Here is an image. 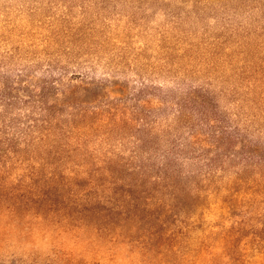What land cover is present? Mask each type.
<instances>
[{"label": "rangeland", "instance_id": "obj_1", "mask_svg": "<svg viewBox=\"0 0 264 264\" xmlns=\"http://www.w3.org/2000/svg\"><path fill=\"white\" fill-rule=\"evenodd\" d=\"M46 117L58 135L44 143ZM216 117L243 139L213 148L209 170L191 135H213ZM51 142L62 152L44 154ZM251 144L264 149V0H0L1 166L83 177L168 162L188 204L157 251L135 221L105 232L29 211L0 228V264H264V189L239 180L264 175L242 158Z\"/></svg>", "mask_w": 264, "mask_h": 264}, {"label": "trees", "instance_id": "obj_2", "mask_svg": "<svg viewBox=\"0 0 264 264\" xmlns=\"http://www.w3.org/2000/svg\"><path fill=\"white\" fill-rule=\"evenodd\" d=\"M140 94L138 91L133 99L138 100ZM258 107L259 104L255 108L258 110ZM137 108L135 104L133 110ZM211 108L217 114V107L212 106ZM108 114L114 115V111L110 110ZM215 121L213 135L207 136L206 139L196 137V133L191 135L194 138L191 144L200 146L202 141L207 144L206 149H202V152L200 151L195 157L198 158L202 153L209 154L205 163L209 170L214 166L212 162L217 160L216 155L210 152L213 148L227 149L233 145L232 141L243 139L240 129L230 124L224 125V120L219 117H216ZM4 127L10 129L11 125L7 124ZM57 129V125L49 117L44 118V143L53 133L58 135ZM243 131L246 129H242ZM7 142L9 147L14 145L10 139ZM242 146V150L247 149V153L242 157L244 162L247 163L256 156L259 161L258 167L261 173H264V149L259 152V147L256 145L254 147L252 144L251 147ZM52 147H54V142L47 143L44 154L48 155V151L62 152L61 149ZM10 151L15 152L13 148ZM167 151L176 158L182 152L180 141L177 138L173 139ZM4 159L6 158H0V228L17 226L27 212L37 213L42 210H44V218L60 219L61 222L73 226L87 225L105 232L118 227L116 224L120 221H135L136 225L145 226L143 236L137 240L142 243L143 247L157 251L167 239L164 237V231L163 233L161 231L164 229L161 227L164 226L166 218L176 214L179 210L187 211L188 209V204L182 202V190L184 189L180 186L181 180L176 178L177 173L173 172L168 162L161 164L162 170L158 168L156 171H152L148 165L141 162L128 161L125 168L103 165L94 170L84 171L83 174L86 175L79 177L80 174L78 175L74 169L70 173L75 176H66L63 172L48 167H44V172H42L28 161L23 162L25 164L20 169L21 173H13L12 169L18 162L8 159L10 161L3 168L1 165H4ZM245 159L248 160L245 161ZM250 164L256 165L257 161L250 162ZM90 166V169L93 168V164ZM239 180L240 184H250L248 188H252V191L253 187L264 189V175L260 179L251 181H247V178L242 180L240 177ZM254 191L257 192V190ZM197 200H199L198 195L192 196L189 198V204L192 205ZM2 220H7V222L2 225Z\"/></svg>", "mask_w": 264, "mask_h": 264}]
</instances>
